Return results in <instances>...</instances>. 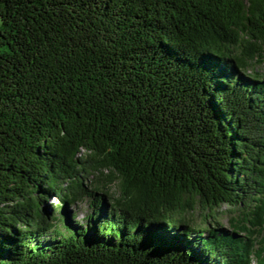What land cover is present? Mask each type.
Listing matches in <instances>:
<instances>
[{
  "label": "trees",
  "instance_id": "trees-1",
  "mask_svg": "<svg viewBox=\"0 0 264 264\" xmlns=\"http://www.w3.org/2000/svg\"><path fill=\"white\" fill-rule=\"evenodd\" d=\"M0 21V264H264V0Z\"/></svg>",
  "mask_w": 264,
  "mask_h": 264
},
{
  "label": "rangeland",
  "instance_id": "rangeland-1",
  "mask_svg": "<svg viewBox=\"0 0 264 264\" xmlns=\"http://www.w3.org/2000/svg\"><path fill=\"white\" fill-rule=\"evenodd\" d=\"M0 24H1V21H0ZM255 69H256V71H258L260 73H264V66L263 65H259ZM50 202H52V204H55V201L54 200H52ZM73 209L76 211V213L74 214V215H76V220H81V217L84 214L87 213V207H86L85 202L78 203V205L77 206H74ZM231 217L232 216L230 214H228L227 209L225 207H222L221 208V213L218 215V218L217 219L220 221L221 224H223V226H225V228H227L226 227V224H227L228 218H231ZM200 218L201 217H199L197 215V213H195L194 214V217H193V220L196 223H198L199 222L198 220H200Z\"/></svg>",
  "mask_w": 264,
  "mask_h": 264
}]
</instances>
